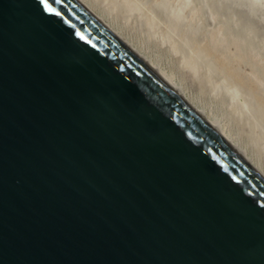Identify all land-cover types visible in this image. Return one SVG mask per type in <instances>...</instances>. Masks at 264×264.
Instances as JSON below:
<instances>
[{
	"label": "water",
	"instance_id": "1",
	"mask_svg": "<svg viewBox=\"0 0 264 264\" xmlns=\"http://www.w3.org/2000/svg\"><path fill=\"white\" fill-rule=\"evenodd\" d=\"M0 264H264V181L75 0H0Z\"/></svg>",
	"mask_w": 264,
	"mask_h": 264
},
{
	"label": "rangeland",
	"instance_id": "2",
	"mask_svg": "<svg viewBox=\"0 0 264 264\" xmlns=\"http://www.w3.org/2000/svg\"><path fill=\"white\" fill-rule=\"evenodd\" d=\"M82 1L122 39L128 42L135 50L139 51L145 58H149L148 60L154 63L157 68L163 72L165 71L168 75H174L173 81L182 90L184 96L197 109H202L203 111H201L208 119L210 118L212 121L216 120V125L218 124L217 126L221 127L225 134L231 135V140L238 147L243 149L248 156L253 154L249 157L252 160L254 159L253 162L257 166L259 165L258 167L264 171V59L262 58L264 57V28H261V22H264V5L261 4L263 0H224V2L223 0H217L218 2L222 1L223 5L221 2L220 4L216 2V0H213L214 5L218 3L220 6L219 7L217 4L215 5L216 8H214L212 0H208L211 1L212 4L211 2L207 3V0H202V2L201 0H195V2L193 0L191 4V0H166V2L164 0ZM203 1L205 3H203ZM183 2H185V5L182 6ZM186 2H189V4L187 3L186 5ZM196 2H198L197 5ZM261 5L262 7L260 8ZM184 6L185 9H183ZM225 7L228 8L226 9ZM179 8L182 12L179 11ZM192 8L196 9L192 10ZM198 8L200 9L197 10ZM212 8L215 10L221 8L222 11L216 10L217 13H215V10ZM245 8L248 11H246ZM206 9H208V11ZM224 9L229 12V15H231L232 12L233 17L226 14V18L225 12H223ZM259 10L262 11L258 12ZM219 12H223L221 17L224 16L223 18L225 19L219 16ZM234 13H239L241 16L239 17V14L236 15ZM246 14L248 16L243 18ZM218 17L220 19H218ZM233 18L236 24H230L229 22L230 25H228L227 28L233 30L235 27H238L241 32L237 31L236 28V30L234 29L233 31L225 28V26H227L226 24H228V22L225 21H228V19L233 20ZM250 18L251 21L248 20ZM248 21L250 24L247 23ZM224 22L226 24H224ZM221 23L225 26H222ZM215 24L218 25L216 26ZM141 25L145 26L142 27ZM207 25L209 28L212 25L211 29H209ZM146 28L149 29V32ZM244 28H248L246 29L248 33H251L249 30L254 31H252L251 34H247V36L249 35L251 38H249V36L241 37V35H246L244 33L246 32ZM151 29L152 31H150ZM198 29L201 31H196ZM150 32H155L154 36L152 33L151 35ZM223 32L226 35H223ZM253 34L257 35L253 36ZM256 36H258V38ZM246 37L247 41L245 42ZM240 38L243 40H240ZM261 39L263 41H261ZM261 42H263V44ZM251 44H253L254 47L255 45H260V48L256 47V49H254ZM261 46L263 48H261ZM257 50H261L260 52L263 53L261 54L262 56ZM187 59L192 63V67L185 65L184 61ZM197 69L198 71H196ZM199 72H201V74ZM190 73L192 75H190ZM197 77L198 79H196ZM198 80L200 82H198ZM209 82L212 85H208L210 84ZM206 83L207 85H204ZM201 86H205V88H202L206 90L202 89ZM206 86H210L212 89H207L208 87ZM224 102H226V104H223ZM227 105H229V108ZM244 118H247L246 121ZM260 153L261 155H259Z\"/></svg>",
	"mask_w": 264,
	"mask_h": 264
},
{
	"label": "bare ground",
	"instance_id": "3",
	"mask_svg": "<svg viewBox=\"0 0 264 264\" xmlns=\"http://www.w3.org/2000/svg\"><path fill=\"white\" fill-rule=\"evenodd\" d=\"M75 1H77L94 19H96L100 24H102V26H104L110 33H112V35H114L118 40H120V42H122V44L132 53V54H134V56H136L148 69H150L162 82H164V84H166L167 85V87L170 89V90H172L196 115H198L199 117H200V119H202V121H204L229 147H230V149L233 151V152H235L263 181H264V171L263 170H261L254 162H253V160L249 157V156H251V155H253V154H251V155H247L246 153H245V151L243 150V149H241L240 147H238L232 140H231V138H230V136L228 135V134H225L224 133V131H222L223 129H221V127H218L217 125H216V123H215V121H212V120H210V118L208 119L204 114H203V110L201 111L200 109H197L185 96H184V94H183V92H182V90L179 88V86H177V84L173 81L174 79H173V76L172 75H168V74H166L165 73V71L163 72V71H161L159 68H157V66H155L154 65V63H152L150 60H148L147 58H145L143 55H141L140 53H139V51H137V50H135L128 42H126L124 39H122L115 31H113L107 24H105L102 20H101V18L99 17V16H97L94 12H92V10H90L89 8H88V5H86L82 0H75ZM106 1V0H105ZM105 1H104V3H105ZM165 2H166V0H164ZM196 1H198V0H196ZM200 1V0H199ZM208 1V0H207ZM241 1V0H240ZM260 1H262V0H260ZM107 2V1H106ZM193 2V0H191L190 1V4ZM194 2H195V0H194ZM201 2H202V0H201ZM209 2H211V1H208L207 3H209ZM212 2H213V0H212ZM212 2H211V4H212ZM216 2H218L217 0H216ZM222 3V1H219L218 3ZM223 2H224V0H223ZM185 2H183L182 3V6L183 5H185L184 4ZM187 3L189 4V2H186V5H187ZM197 3L198 2H196V5H197ZM203 3H205L204 1H203ZM217 3V4H218ZM220 3V4H221ZM225 3H226V1H225ZM264 3V0H263V2H261V4L262 5H264L263 4ZM169 4V3H168ZM168 4H167V7H168ZM202 4V3H201ZM200 4V5H201ZM217 4H215V5H217ZM260 4V3H259ZM204 5V4H203ZM210 5V4H209ZM213 5H214V2H213ZM215 5H214V8H216L215 7ZM222 5H223V3H222ZM258 5V4H257ZM262 5L260 6V8L262 7ZM208 6V5H207ZM212 6V5H211ZM218 6H219V4H218ZM225 6V5H224ZM117 7V6H116ZM171 7V6H170ZM169 7V8H170ZM176 7V6H175ZM187 7V6H186ZM194 7H196V6H194ZM204 7V6H203ZM220 7V6H219ZM228 7H230V6H228ZM227 7V8H228ZM240 7V6H239ZM181 8V7H180ZM180 8H179V11H180ZM214 8H212V9H214ZM218 8V7H217ZM222 8V7H221ZM221 8L220 9H216V10H221ZM226 8V7H225ZM226 8V9H227ZM170 9H172V8H170ZM183 9H185V6L183 7ZM193 9H196V8H192V10ZM200 8H198L197 10H199ZM203 9V8H202ZM211 9V10H212ZM226 9H224L223 10V12H225V17H226V14H228L229 15V12L228 11H226ZM242 9V8H241ZM246 9V8H245ZM257 9V8H256ZM207 11H208V9H206ZM215 10V9H214ZM216 10L214 11L215 13H217L216 12ZM232 10V9H231ZM239 10V9H238ZM132 11V10H131ZM185 11V10H184ZM213 11V10H212ZM222 11V10H221ZM220 11V12H221ZM244 11V10H243ZM246 11H248L247 9H246ZM262 11V10H261ZM260 10L258 11V12H261ZM264 11V10H263ZM130 12V11H129ZM135 12V11H134ZM180 12H182V11H180ZM179 12V13H180ZM203 12H206V11H203ZM219 12V14H217V15H219L220 17H221V14L223 13H220ZM228 12V13H227ZM242 12V11H241ZM241 12H240V14H241ZM252 12H254V11H252ZM171 13H172V10H171ZM214 13V14H215ZM244 13H246V12H244ZM243 13V14H244ZM123 14V13H122ZM183 14V13H182ZM199 14H200V12H199ZM207 14V13H206ZM212 14H213V12H212ZM232 12H231V15H229V16H232ZM234 14H236V13H234ZM237 14H239V13H237ZM236 14V15H237ZM239 14V17L241 16ZM248 14V13H247ZM245 15V16H243V18H245L246 16H248V15ZM250 14V13H249ZM126 15H127V12H126ZM139 15V14H138ZM171 15V14H170ZM180 15V14H179ZM190 15V14H189ZM211 16V15H210ZM213 16V15H212ZM250 16V15H249ZM128 17H130V16H128ZM142 17V16H141ZM143 17H145V16H143ZM187 17H189V16H187ZM202 17H203V15H202ZM224 17V16H223ZM223 17H221V18H223ZM233 17V16H232ZM234 17H235V15H234ZM251 17V16H250ZM252 17L254 18V16L252 15ZM131 18V17H130ZM136 18H139V17H136ZM181 18V17H180ZM180 18H179V20H180ZM183 18V17H182ZM227 18V17H226ZM229 18V17H228ZM237 18V17H236ZM248 18V17H247ZM260 18V17H259ZM127 19V18H126ZM140 19V18H139ZM197 19V18H196ZM195 19V20H196ZM200 19V18H199ZM218 19H220L219 17H218ZM223 19H225V18H223ZM257 19H258V17H257ZM203 20H205V19H203ZM210 20V19H209ZM227 20V19H226ZM248 20H250L251 21V18L250 19H248ZM129 21V20H128ZM232 21H235V19L233 18V20L231 19V20H229L228 19V21H225V22H228V24H226L225 22H224V24H226L227 26H225V25H223V23H221L222 24V26H225V28H227L228 27V25H230V24H236V21L234 22V23H231ZM256 21H258V20H256ZM139 22V21H138ZM221 22H223V21H221ZM229 22H230V24H229ZM258 22H260V21H258ZM140 23H141V21H140ZM186 23V22H185ZM206 23V22H205ZM248 24H250V22L248 21L247 22ZM246 23V24H247ZM262 23V26H261V28H264V22H261ZM261 23H259V24H261ZM142 24V23H141ZM178 24V23H177ZM195 24V23H194ZM211 24V23H210ZM218 24H219V22H218ZM218 24H215L216 26L218 25ZM258 24V23H257ZM146 25V24H145ZM145 25H143V26H145ZM202 25V24H201ZM205 25V24H204ZM213 25V24H212ZM211 25V26H212ZM238 26H240L239 24H237ZM142 26V25H141ZM142 26V27H143ZM148 26V25H147ZM198 26H200V25H198ZM211 26H210V28L208 27V25H207V27L209 28V29H211ZM248 26V25H247ZM178 27L180 28V26L178 25ZM205 27H206V25H205ZM213 27H215V26H213ZM234 27V26H233ZM250 27H252V26H250ZM149 28V27H148ZM198 28V27H197ZM224 28V29H225ZM236 28V27H235ZM234 28V29H235ZM145 29V28H144ZM147 29V28H146ZM154 29V28H153ZM178 29V28H177ZM190 29H191V27H190ZM201 29V28H200ZM227 29H229V30H231L230 28H227ZM233 29V28H232ZM233 29V30H234ZM237 29V31H240L239 29H238V27L236 28ZM235 29V30H236ZM245 30L246 29H248V28H244ZM253 29V28H252ZM257 29V28H256ZM233 30H231V31H233ZM258 30V29H257ZM264 30V29H263ZM147 31L149 32V29H147ZM150 31H152V29L150 30ZM189 31V30H188ZM196 31H201V30H196ZM195 31V32H196ZM226 31V30H225ZM228 31V30H227ZM249 31H251V33H252V31L253 30H249ZM185 32V31H184ZM193 32V31H192ZM230 32V31H229ZM229 32H228V34H229ZM241 32V31H240ZM247 32V33H246ZM246 32H244L246 35H241V37L242 36H247V34H251L250 32L248 33V31L246 30ZM254 32V31H253ZM257 32V31H256ZM153 34V36H154V34H155V32L153 33V32H150V34ZM194 33V32H193ZM197 33V32H196ZM151 34V35H152ZM225 33L223 32V35H224ZM227 34V35H228ZM259 34H261V33H259ZM171 35V34H170ZM197 35V34H196ZM226 35V34H225ZM230 35V34H229ZM233 35V34H232ZM237 35V34H236ZM254 35H257V34H253V36ZM141 36V35H140ZM231 36V35H230ZM237 36H239V35H237ZM249 36V35H248ZM247 36V37H248ZM252 36V37H253ZM207 37V36H206ZM229 37V36H228ZM236 37V36H235ZM240 37V36H239ZM247 37H246V40H245V42L247 41ZM257 38H258V36H256ZM263 37V36H262ZM171 38V37H170ZM209 38V37H208ZM232 38H233V36H232ZM249 38H251L250 36H249ZM248 38V39H249ZM259 38H260V36H259ZM264 38V37H263ZM219 39V38H218ZM236 39V38H235ZM242 38H240V40H241ZM253 39H254V37H253ZM252 39V40H253ZM186 40V39H185ZM231 40H234V39H231ZM230 40V41H231ZM239 40V39H238ZM243 40V39H242ZM249 40H251V39H249ZM255 40H256V38H255ZM264 40V39H263ZM262 39H261V41H263ZM258 41V40H257ZM241 42V41H240ZM262 44H263V42H261ZM160 44V43H159ZM164 44V43H163ZM171 44V43H170ZM169 44V45H170ZM255 44V43H254ZM260 44V43H259ZM164 45H166V44H164ZM251 45H253V44H251ZM250 45V46H251ZM261 45V44H260ZM260 45H255V47H254V45H253V47H254V49H256V47H258V48H260L259 46ZM264 45V44H263ZM188 46H189V44H188ZM247 46V45H246ZM249 46V47H250ZM214 47H216V46H214ZM241 47V46H240ZM264 47V46H263ZM262 46H261V48H263ZM149 48V47H148ZM242 48V47H241ZM257 48V49H258ZM214 49V48H213ZM244 49V48H243ZM248 49V48H247ZM174 50V49H173ZM251 51V50H250ZM254 51V50H253ZM259 51V54L261 55V54H263L264 53V50H263V53H261L260 51L261 50H257V52ZM171 52V51H170ZM220 52V51H219ZM230 52V51H229ZM247 52V51H246ZM219 54V53H218ZM229 54V53H228ZM253 54V53H252ZM235 56V55H234ZM262 56V55H261ZM260 56V57H261ZM263 56H264V54H263ZM159 58V57H158ZM263 59H264V57H262ZM171 59V58H170ZM157 60V59H156ZM204 60V59H203ZM202 60V61H203ZM253 60V59H252ZM251 61V60H250ZM185 62V65L186 66H190V67H192V63L187 59V60H185L184 61ZM199 62H200V60H199ZM198 62V63H199ZM260 62V61H259ZM248 63H249V61H248ZM253 63V62H252ZM251 63V64H252ZM261 63V62H260ZM245 64H246V62H245ZM159 67V66H158ZM199 68H200V66H199ZM196 71H198V69L196 70ZM204 71V70H203ZM202 71V72H203ZM171 72V71H170ZM178 72V71H177ZM189 73V72H188ZM198 73V72H197ZM196 73V74H197ZM200 74H201V72H199ZM190 75H192L191 73H190ZM196 76V75H195ZM190 77V76H189ZM192 78V77H191ZM194 78V77H193ZM201 78V77H200ZM199 78V79H200ZM207 78V77H206ZM196 79H198V77L196 78ZM201 80H202V78H201ZM207 80V79H206ZM197 81V80H196ZM198 82H200L199 80H198ZM216 82V81H215ZM214 82V83H215ZM210 83V82H209ZM213 83V84H214ZM180 84V83H179ZM204 85H207V83L206 84H204ZM208 85H212L211 83L210 84H208ZM182 87V86H181ZM202 87H204L205 88V86H201V88ZM206 87H208V86H206ZM210 87V86H209ZM207 88V89H212L211 87L210 88ZM204 88H202V89H204ZM204 90H206V89H204ZM218 90V89H217ZM220 90V89H219ZM219 92V91H218ZM261 92V91H260ZM215 93V92H214ZM216 94V93H215ZM214 94V95H215ZM218 94V93H217ZM226 96V95H225ZM217 97V96H216ZM233 97V96H232ZM225 98V97H224ZM227 100V99H226ZM231 100V99H230ZM236 101V100H235ZM193 102V101H192ZM231 103V102H230ZM234 103H236V102H234ZM233 103V104H234ZM223 104H226V102H224ZM240 104V103H239ZM231 105V104H230ZM224 107V106H223ZM227 107L229 108V105H227ZM231 107V106H230ZM221 113V112H220ZM217 117V116H216ZM234 117V116H233ZM223 118V117H222ZM238 118V117H237ZM215 119V118H214ZM225 119V118H224ZM236 119V118H235ZM245 119V121H246V119L247 118H244ZM218 121V120H217ZM236 121H239V120H236ZM244 121V120H243ZM246 123V122H245ZM235 133V132H234ZM250 135V134H249ZM253 139H255V138H253ZM254 141V140H253ZM259 143V142H258ZM249 145V144H248ZM254 145V144H253ZM251 146V145H250ZM260 148V147H259ZM248 149V148H247ZM258 150V149H257ZM259 155H261V153L259 154ZM255 156V155H254ZM256 162V161H255ZM262 162V161H261ZM258 164H259V161H258ZM262 167V166H261Z\"/></svg>",
	"mask_w": 264,
	"mask_h": 264
}]
</instances>
